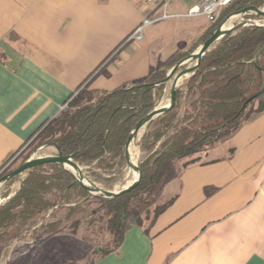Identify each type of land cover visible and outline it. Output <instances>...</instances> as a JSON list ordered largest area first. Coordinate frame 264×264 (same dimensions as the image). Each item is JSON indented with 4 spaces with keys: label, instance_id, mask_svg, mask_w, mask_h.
<instances>
[{
    "label": "crops",
    "instance_id": "crops-1",
    "mask_svg": "<svg viewBox=\"0 0 264 264\" xmlns=\"http://www.w3.org/2000/svg\"><path fill=\"white\" fill-rule=\"evenodd\" d=\"M174 1L172 15L192 5ZM149 12L141 0H0V166L89 76L103 91L146 79L198 49L211 25L163 20L108 57ZM164 192L171 201L154 224H129L94 264H264V111L175 169Z\"/></svg>",
    "mask_w": 264,
    "mask_h": 264
},
{
    "label": "trees",
    "instance_id": "trees-1",
    "mask_svg": "<svg viewBox=\"0 0 264 264\" xmlns=\"http://www.w3.org/2000/svg\"><path fill=\"white\" fill-rule=\"evenodd\" d=\"M248 6L263 8L264 0H233L211 23L197 46L208 40L234 9ZM189 53L178 56L166 68L151 72L146 79L112 91L93 88L92 80L87 83L89 76L65 102L68 108L43 124L26 145L39 134L35 147L54 143L63 154L73 155L93 183L102 189L110 188L117 180L116 171L127 164L125 145L131 131L153 109L165 89L164 84L156 83L166 77L169 67ZM102 71L105 72L104 67ZM263 88L264 26L232 29L210 47L198 68L179 86L177 104L142 130L139 140L142 172L134 190L115 197L92 195L56 162L32 167L7 180V199L0 205V260L20 239H38L43 233L46 234L43 241L58 240L57 248L62 250L58 253L59 264H94L98 257L120 245L129 224L145 228L154 224L171 200L156 208L148 224L141 217L139 205L134 203L145 201V196L158 184L165 186L167 173L179 161H183L184 167L200 160L202 153L231 138L254 114L264 111V92L259 95ZM21 154H12L0 166L1 171L9 164L0 178L29 158L26 155L15 165ZM86 209L90 210L86 216H76ZM83 223L87 224L84 230L91 233L89 239L97 241L108 233L109 245L98 240L89 254H83L80 244L59 242V234L69 232L71 237L78 236ZM54 236L58 239H52ZM33 258L27 255L19 264H29Z\"/></svg>",
    "mask_w": 264,
    "mask_h": 264
},
{
    "label": "rangeland",
    "instance_id": "rangeland-1",
    "mask_svg": "<svg viewBox=\"0 0 264 264\" xmlns=\"http://www.w3.org/2000/svg\"><path fill=\"white\" fill-rule=\"evenodd\" d=\"M176 1V0H175ZM174 1V2H175ZM142 2V0H141ZM225 8H223L220 11L219 17L221 15V13L223 12ZM238 10V9H234L233 11ZM243 16H235L229 19L228 23L229 25L232 24H237L239 21H241V18ZM246 16H244L245 18ZM186 20L187 18H183V20ZM193 23L194 24H207V20L203 17H194L192 18ZM159 23H154L152 25H150L149 27L146 28L145 30V36L146 33L148 31V29ZM130 34V33H129ZM128 34V35H129ZM127 35V37H128ZM127 37L125 38L126 40L123 42V44L121 46H119V48L115 51V54L118 52V50H120L123 45L127 44L128 42H132L129 44V49L132 50V48H134V46L137 45L138 41H127ZM123 39V38H122ZM121 41V40H119ZM113 54V55H115ZM113 58V57H112ZM189 64H191V62H187L186 64H184L183 66H181L182 68L189 66ZM190 76V75H188ZM188 76L184 77L183 79H181L179 86L187 79L189 78ZM87 84V83H86ZM85 84V85H86ZM179 89V87H178ZM170 95H171V85L170 82L168 83V87H167V91L162 92L161 96L158 97L157 102L160 103V105H164L167 104L170 101ZM67 104V103H66ZM66 108H68V104L66 105V107L63 110H66ZM145 128H143L142 130H144ZM144 132V131H143ZM141 135L143 134L142 131L140 132ZM140 135V136H141ZM39 136V134H38ZM35 137L28 145H26L23 150H21L22 154L21 157L19 158L18 162H16L15 165H19L23 159L26 158V155L29 156L28 159H30L31 157H40V156H46V155H51V154H57V149L53 146H48L47 144H43L40 146H36V143L38 142L39 138ZM140 136L138 137V139H136L135 143L133 144L135 151V155L137 156L139 153V157L137 156V164L140 166V161L142 160L141 158V148L139 145V140H140ZM201 155H204V153H202ZM200 155V156H201ZM27 159V160H28ZM182 162L183 161H179L166 175V179H165V184L167 182L168 177L173 173V171L175 169H179L180 167H182ZM9 166V164H7L1 171H0V176L2 175V173L5 171V169ZM83 167V166H82ZM83 173L86 177L87 180L93 182L88 176L86 171L84 170L83 167ZM116 175L117 180L112 182V185L110 188H105L108 190H118V189H122L128 185H130L133 181H134V175L133 173H131L130 171V167L128 166V164H126L121 171H116ZM106 177H108L109 175H105ZM5 184L4 183L2 185L3 189V203L6 201L7 197L5 196ZM95 184V183H94ZM163 183H160L156 186V188L151 191L148 195L145 196V201H139V202H135L134 205H139L140 210H141V217L144 221V223L148 224L150 223L149 221H151V219L154 216L155 210L158 206H160L161 204H163L166 200H167V195L164 192V186L162 185ZM97 185V184H96ZM1 192V189H0ZM2 203V204H3ZM94 207L91 206L90 209H92ZM90 210L84 211V212H80L78 213L76 216L78 218L82 217L84 214V216H86ZM83 216V217H84ZM131 221L130 217H129V222ZM87 226V224H82L81 228H80V232L78 234V236L76 237H71L73 235H71L72 233L66 232L64 234H59L58 238H59V242L62 245H66L67 243H71V242H75L76 244H80V248L83 250L82 253H87L89 254L92 251V247L97 244L96 242L99 240L103 245H109L110 243V235L108 233H104L105 235H103V237L99 236L98 240L94 241L92 239H89V236L91 235L90 232H86L84 230V228ZM98 226V225H96ZM93 228V227H92ZM98 229V227H96V230ZM85 235L84 238H86V240L84 239L85 243L82 241V236ZM94 235L92 234V238L94 239ZM46 234L41 233V235L39 236L38 239L34 238L32 239L33 241L31 242V239H20L13 247H11L10 249H8L5 253V256L3 257V264H19L20 262L23 261V259L25 258V256L27 255H31L33 258V260L29 263V264H59V259L61 257V254H58L59 252H62L61 249H58V240H44ZM57 237H53L52 239H58ZM71 238V239H70ZM42 249V250H41ZM44 250V253H41V251ZM72 252V251H69Z\"/></svg>",
    "mask_w": 264,
    "mask_h": 264
},
{
    "label": "water",
    "instance_id": "water-1",
    "mask_svg": "<svg viewBox=\"0 0 264 264\" xmlns=\"http://www.w3.org/2000/svg\"><path fill=\"white\" fill-rule=\"evenodd\" d=\"M257 15V16H264V7H256V6H248L242 9H238L235 11H232L213 31L211 37L206 40L203 44L200 45L198 49H196L194 52L186 56L185 58L181 59L180 61L176 62L169 72L167 73L166 77L161 80L160 82H157L158 84H164L165 89L164 92L167 91L168 83L170 82L171 85V95H170V101L167 104L160 105L159 102L155 103L153 109L139 122L134 126L133 130L131 131L126 145H125V156L128 166H131V157L129 153V148L131 147L132 143L138 138L139 133L141 130L151 121L156 119L157 117L161 116L162 114L168 112L171 110L178 102V87L180 84L181 79L184 77L191 75L199 66L202 57L205 55V53L210 49V47L216 43L219 39H221L224 35L229 33L234 28H239L241 26H246V23L244 21H240L234 26L226 29L224 32L222 31V27L224 24H226L230 18L235 16H246V15ZM187 62H194V65L192 66H186L182 68L184 64ZM189 77V76H188ZM264 92V88L259 92V95ZM162 97V96H161ZM53 145L57 149V154H51L46 156H40V157H31L30 159L26 160L24 163H22L19 167L11 171L10 173L2 176L0 178V184H4L7 180L13 178V177H19L22 173H24L26 170L42 165L49 162H56L63 165L64 168H66L65 163L67 162H73L78 168H79V177H77L73 172L72 175L76 179V182L79 183L85 190H87L89 193L95 196H103V197H115L118 195H122L125 193H128L132 190H134L141 179V167L136 164L134 166V170L137 173V178L134 179V181L118 190H108V189H102L101 187L97 186L93 182L89 181L93 186H88L87 184L83 183L82 178H86L83 173V167L82 165L73 157V155H65L62 153L59 146L55 145L54 143L48 144ZM3 203L0 202V205Z\"/></svg>",
    "mask_w": 264,
    "mask_h": 264
},
{
    "label": "built area",
    "instance_id": "built-area-1",
    "mask_svg": "<svg viewBox=\"0 0 264 264\" xmlns=\"http://www.w3.org/2000/svg\"><path fill=\"white\" fill-rule=\"evenodd\" d=\"M174 0H142V2L150 8L148 15L131 31L127 37V41H141L145 36V30L150 25L181 16L196 17L205 16L210 23H214L219 18L220 11L228 6L233 0H191L192 5L185 14L172 15L168 12L169 5ZM241 21L246 23V26L257 25L264 26V18L257 17V15H246L242 17ZM240 22V21H239ZM234 26L232 24L230 27ZM194 65L191 62L189 66ZM66 103L61 110L66 107ZM33 240L31 239V242Z\"/></svg>",
    "mask_w": 264,
    "mask_h": 264
},
{
    "label": "bare ground",
    "instance_id": "bare-ground-1",
    "mask_svg": "<svg viewBox=\"0 0 264 264\" xmlns=\"http://www.w3.org/2000/svg\"><path fill=\"white\" fill-rule=\"evenodd\" d=\"M230 26L231 25H229V23L227 22L226 24L223 25L222 31L224 32L226 29L230 28ZM140 135H141V133H139V136ZM135 141L132 143L131 147L129 148V153H130L131 163H132L130 166V171H131V173H133L134 179L137 178V173L134 170V166L137 164V156L139 157V153H140L139 152L137 156L135 155L136 150L133 147V144L135 143ZM65 166L67 169H69L71 172H73L77 177H79V168L73 162H67V163H65ZM82 181H83V183L87 184L88 186H93L89 182V180H87L86 178H82ZM1 187H2V184H0V189H1ZM3 200H4V198H2L1 194H0V202H2Z\"/></svg>",
    "mask_w": 264,
    "mask_h": 264
}]
</instances>
